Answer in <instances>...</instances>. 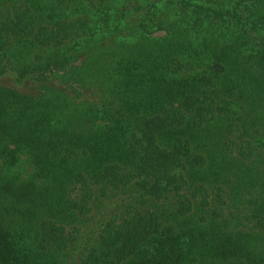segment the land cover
I'll return each mask as SVG.
<instances>
[{"label":"trees","instance_id":"1","mask_svg":"<svg viewBox=\"0 0 264 264\" xmlns=\"http://www.w3.org/2000/svg\"><path fill=\"white\" fill-rule=\"evenodd\" d=\"M0 264H264V0H0Z\"/></svg>","mask_w":264,"mask_h":264}]
</instances>
